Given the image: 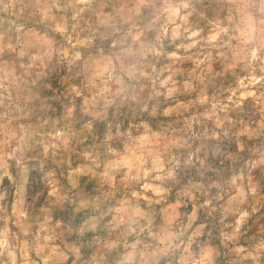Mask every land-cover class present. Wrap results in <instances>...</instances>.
Masks as SVG:
<instances>
[{
    "label": "rangeland",
    "instance_id": "rangeland-1",
    "mask_svg": "<svg viewBox=\"0 0 264 264\" xmlns=\"http://www.w3.org/2000/svg\"><path fill=\"white\" fill-rule=\"evenodd\" d=\"M0 264H264V0H0Z\"/></svg>",
    "mask_w": 264,
    "mask_h": 264
}]
</instances>
